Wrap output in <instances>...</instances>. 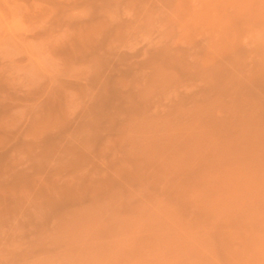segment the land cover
<instances>
[{
  "label": "rangeland",
  "instance_id": "obj_1",
  "mask_svg": "<svg viewBox=\"0 0 264 264\" xmlns=\"http://www.w3.org/2000/svg\"><path fill=\"white\" fill-rule=\"evenodd\" d=\"M0 264H264V0H0Z\"/></svg>",
  "mask_w": 264,
  "mask_h": 264
}]
</instances>
